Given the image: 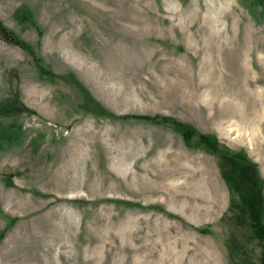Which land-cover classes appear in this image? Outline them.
<instances>
[{
  "label": "rangeland",
  "instance_id": "rangeland-1",
  "mask_svg": "<svg viewBox=\"0 0 264 264\" xmlns=\"http://www.w3.org/2000/svg\"><path fill=\"white\" fill-rule=\"evenodd\" d=\"M0 22L33 51L0 36V264H264L263 5L0 0ZM70 76L195 134L85 110Z\"/></svg>",
  "mask_w": 264,
  "mask_h": 264
},
{
  "label": "trees",
  "instance_id": "trees-1",
  "mask_svg": "<svg viewBox=\"0 0 264 264\" xmlns=\"http://www.w3.org/2000/svg\"><path fill=\"white\" fill-rule=\"evenodd\" d=\"M255 1L259 2L264 7V0H255ZM15 17L16 18H20V17L29 18L30 17L29 11L25 7L18 9L15 12ZM0 36L6 42L17 45L33 54L31 47L25 41L17 37L9 28L4 26L1 22H0ZM37 67L41 72H44L45 74H48L50 76H55L49 71H46V70L44 71L43 70L44 68L42 69L40 65H37ZM68 80L84 93V109L85 110H90L97 115L117 118V119L133 118V119H141L144 121L157 123V124H163V123L171 124L175 130L179 131L182 134L184 141L188 144L190 142L191 137L195 134L194 129L191 125L177 121L167 116L116 115L108 111L99 102H97L90 95V93L78 82V80H76L73 76H70ZM200 141L204 142L210 149L217 152V149L214 146V142L210 140L206 135H200Z\"/></svg>",
  "mask_w": 264,
  "mask_h": 264
}]
</instances>
